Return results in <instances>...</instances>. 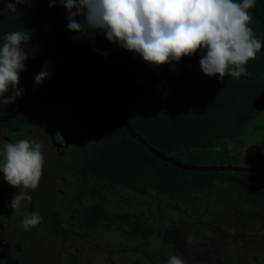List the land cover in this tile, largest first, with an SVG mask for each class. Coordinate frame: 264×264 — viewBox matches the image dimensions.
<instances>
[{"label":"trees","instance_id":"16d2710c","mask_svg":"<svg viewBox=\"0 0 264 264\" xmlns=\"http://www.w3.org/2000/svg\"><path fill=\"white\" fill-rule=\"evenodd\" d=\"M250 12L253 19L249 27L264 43V0H256ZM68 23L67 9L59 2L50 7L49 0H26L11 12L0 0V46L4 35L12 31L31 36L22 44L27 59L19 86L24 91L11 104H4V97H0V114L14 111L43 84H36L34 77L47 64L50 76L57 75L71 95L89 108L123 114L160 152L182 162L203 164L215 163L214 157L223 152L218 144H225L227 137L243 130L264 109V47L246 65L251 75L239 79L226 75L221 81L219 74L209 77L203 73L200 52L180 62L155 66L113 44L101 31L78 33L69 30ZM61 101L69 105L70 114L54 120L61 123L59 126L66 123L71 143L67 151L78 162L72 166V174L86 187L77 190L79 203L68 215L69 225L91 229L101 221L107 225L125 222L131 233L151 234L185 255H195L210 264H231L211 255L205 258L203 249L188 241L187 227L180 223L154 226L140 222V217L132 220L127 213L111 216L102 201L85 202V195L102 198L106 188L120 185L141 195L190 193L194 200L221 182L264 214V173L181 169L150 152L123 123L91 117L67 100L57 86L46 88L16 118L0 122V135L5 131L30 133L33 113L52 111L50 105ZM59 126L55 128L57 135ZM56 140L58 146L64 145ZM4 255V264H19L14 254ZM262 256V252H254V264H262ZM67 264L89 263L71 252Z\"/></svg>","mask_w":264,"mask_h":264},{"label":"rangeland","instance_id":"374dc122","mask_svg":"<svg viewBox=\"0 0 264 264\" xmlns=\"http://www.w3.org/2000/svg\"><path fill=\"white\" fill-rule=\"evenodd\" d=\"M50 108L52 111L33 113L30 133L5 131L0 135V152L7 142L30 138L42 143L44 155L39 186L27 190L32 199L22 201L18 210L10 203L19 189L6 182L0 172V264H4L5 253L14 254L19 264H67L71 252L89 264H167L171 255L180 256L186 264H210L206 259L180 253L146 232L131 233L125 222L107 225L101 221L91 229L69 225L68 215L79 203L76 193L83 186L72 174V166L78 162L67 151L71 143L66 123L59 126L61 123L54 120L68 116L70 107L61 101ZM55 140L64 145L58 146ZM98 142L99 138L93 145ZM225 142L218 144L223 152L214 157L215 163L203 164L264 166V109ZM204 193L193 200L190 193L141 195L114 185L105 189L102 198L85 195V202L102 201L111 216L127 213L132 220L140 217V222L154 226L180 223L187 227L188 241H195L205 258L211 255L231 264H254L257 251L262 252L260 260L264 264V214L256 211L253 202L239 198L228 184L219 182ZM32 212H38L42 221L24 230L22 220Z\"/></svg>","mask_w":264,"mask_h":264},{"label":"clouds","instance_id":"9594fccd","mask_svg":"<svg viewBox=\"0 0 264 264\" xmlns=\"http://www.w3.org/2000/svg\"><path fill=\"white\" fill-rule=\"evenodd\" d=\"M25 2L4 0L11 12ZM57 2L67 9L71 31H101L113 44L155 66L180 62L183 57L200 52L203 73L209 77L219 74L221 81L226 75L236 79L251 75L246 65L264 47L249 27L253 19L250 9L256 0H49V6ZM77 17H82V22ZM30 40L31 36L22 31L4 35L0 46V97H4V104L14 103L24 91L19 86L27 59L22 44ZM44 68L35 75L36 84L51 75L47 64ZM10 89L12 94L5 97ZM42 149L41 142L30 138L3 145L0 172L6 182L19 189L10 203L14 210L22 201H31L27 190L39 186L44 163ZM41 221V215L32 212L23 218L21 227L30 230ZM167 264L186 261L171 255Z\"/></svg>","mask_w":264,"mask_h":264},{"label":"water","instance_id":"95a60500","mask_svg":"<svg viewBox=\"0 0 264 264\" xmlns=\"http://www.w3.org/2000/svg\"><path fill=\"white\" fill-rule=\"evenodd\" d=\"M57 86L64 94L65 98L72 102L74 105L85 111L91 117H107L113 122H121L124 124L128 133L141 142L150 152H152L157 157L162 160L175 165L184 170L190 171H219V172H249V173H264V166H237V165H210V164H191L187 162L179 161L173 158L171 155L160 152L156 148H154L148 141L135 129L132 127L129 119L123 114H116L111 110L106 108H97L91 109L84 103L77 100L75 97L71 95L68 91L65 84L61 81V79L57 75H52L46 78L43 84L35 90L32 94H30L24 101L12 112L7 114H0V122H5L16 118L19 114L23 112V110L37 97L39 96L46 88H52Z\"/></svg>","mask_w":264,"mask_h":264}]
</instances>
